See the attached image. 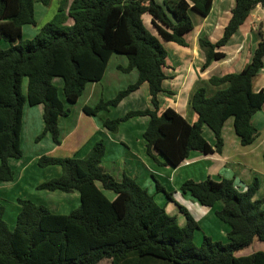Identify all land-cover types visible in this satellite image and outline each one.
I'll list each match as a JSON object with an SVG mask.
<instances>
[{
    "label": "trees",
    "instance_id": "16d2710c",
    "mask_svg": "<svg viewBox=\"0 0 264 264\" xmlns=\"http://www.w3.org/2000/svg\"><path fill=\"white\" fill-rule=\"evenodd\" d=\"M51 0H0V183L14 181L10 161L23 157L21 131L25 105H42L44 129L40 139L50 135L60 145L59 119L71 111L60 97L55 80L63 83L66 103L76 104L90 83L100 82L113 55L125 56L128 66L122 71H138V80L114 99L83 107L86 116L119 104L147 83L153 109L130 111L117 119L103 121L111 133L130 119L147 117L144 132L147 149L157 151L173 168H178L197 151L204 156L220 155L222 131L229 118L243 147L256 139L253 117L264 105V91H252V79L261 73L264 40L253 59L238 74L216 78L215 85L226 89L208 97L205 89L193 96L191 106L199 116L191 125L179 113L167 108L161 115L159 93L164 91L167 53L160 40L185 45L184 37L193 29L190 13L207 16L212 0H63L55 17L44 23L32 40L23 39L24 27H36L35 5L48 6ZM235 7L224 37L216 44L201 41L207 64L224 59L218 53L264 0H234ZM152 16L159 38L143 23ZM159 22L166 29L158 25ZM27 79L26 94L23 79ZM209 130L214 143L205 137ZM106 148L95 143L82 159L42 156L40 168L58 166L61 175L44 182L38 190L77 192L80 206L67 215L53 214L43 205L18 199L21 210L11 231L0 200V264H264V252L235 257V253L264 243V198L255 200L258 180L244 192L234 182L187 180L181 186L201 206L221 205L217 218L229 228L228 243L205 237L195 243L197 224L181 208L186 225L181 227L137 182L124 176L117 181L101 163ZM264 161V158H263ZM114 194L109 199L98 187ZM168 197L170 195L168 194Z\"/></svg>",
    "mask_w": 264,
    "mask_h": 264
},
{
    "label": "crops",
    "instance_id": "0c3cea01",
    "mask_svg": "<svg viewBox=\"0 0 264 264\" xmlns=\"http://www.w3.org/2000/svg\"><path fill=\"white\" fill-rule=\"evenodd\" d=\"M164 1L156 0L161 6H164ZM234 7V0H212V7L207 16L190 13L194 29L185 35L184 46L160 40L167 53L164 68L167 79L163 85L164 91L158 95L159 115L167 108H171L189 124H195L199 116L191 106L194 94L199 89H205L207 96L212 97L218 91L227 88V85L213 84L214 79L241 73L251 62L258 45L264 40V9L261 5L252 11L248 20L228 44L217 50L224 56V59L213 60L207 64L205 51L200 45L203 40L211 44L222 40L232 18ZM41 12L46 14L47 8L42 7ZM152 21V16L148 14L143 16L146 29L159 38ZM156 23L168 30L159 22L156 21ZM26 32H28L27 36L32 39L37 34L38 28L25 29L24 27L23 39H25ZM127 66V58L115 54L109 61L103 79L100 82L88 84L76 104L69 105L65 99L61 98L71 113L59 119L60 145H55L50 135L40 139L44 122L41 132L31 139L32 128L38 123V115L43 121V107L42 105L24 106L20 136L23 157L20 160L10 161L15 173L14 181L8 184L0 183V200L5 207L4 220L8 228L13 231L16 227L17 217L21 210L17 203L18 199L31 200L57 215H67L76 210L80 206L77 192L59 193L37 189L44 182L61 175L60 167L40 168L38 160L42 156L82 159L88 155L95 143L102 141L106 152L101 167L106 173L112 175L117 181H121L124 176L134 179L139 186L155 198L169 215L177 218L181 227L186 225V217L181 208L187 210L197 224L196 244L205 237L227 243L229 228L216 216L221 205H215L213 208L202 207L189 194L182 193L181 186L187 180L203 182L211 179L219 182L226 179L233 181L235 187L244 192L257 179L259 190L254 199H263L264 105L261 111L253 117L252 124L258 134L250 146H242L235 132L234 119L229 118L222 131L224 145L220 155L206 157L194 151L178 168H173L157 151L153 149L148 151L143 138L149 124L147 117L133 118L123 122L115 133L103 127V121L107 119L121 118L130 111L153 109L147 83L124 99L118 107L102 112L96 118L86 116L83 112V107H94L100 101L112 100L121 91L136 83L139 76L138 71L123 72L122 69ZM252 91L254 93L264 91V65L261 73L252 79ZM205 137L209 143H214L213 136L208 129L205 131ZM31 140L34 147L42 146L44 152L43 149L33 151L30 145ZM109 199H114V195ZM253 246L255 252H264V243L255 241ZM254 250L251 253H254ZM107 262L111 264V261L107 260Z\"/></svg>",
    "mask_w": 264,
    "mask_h": 264
},
{
    "label": "rangeland",
    "instance_id": "374dc122",
    "mask_svg": "<svg viewBox=\"0 0 264 264\" xmlns=\"http://www.w3.org/2000/svg\"><path fill=\"white\" fill-rule=\"evenodd\" d=\"M60 1L61 0H51L50 1V3H49V5L48 6H44V5H42L41 3H37L36 5H35V16H36V18H37V21H38V24H37V28H38V30L40 29V27L41 26H43L44 25V23H46V22H48V21H50V20H52L54 17H55V15L58 13V10H59V7H60ZM41 7V8H40ZM42 7H44V8H47V13L45 14V13H43V12H41V9H42ZM25 29H34V27H32V26H29V27H25ZM34 31V30H33ZM27 34H28V32H26V35H25V40H32L30 37H28L27 36ZM62 81L60 80V79H56L55 80V85L59 88V90H60V97L61 98H63L64 99V96H63V94H62V83H61ZM23 87H22V89H23V92L25 93L26 92V89H27V80H26V78H24L23 79ZM74 119H76V117L74 118ZM43 123V121H42V119H41V117H40V115H38V123H37V125L35 124L34 126H33V130L31 131V134H32V136H31V139H32V137L35 135V134H37L38 132H41V126L43 125L42 124ZM43 144V143H42ZM30 145H31V147L33 148V151H41L42 149H43V147L41 146V147H34V144H33V141L31 140L30 141ZM43 152H44V149H43ZM55 167H57V168H59L58 166H55ZM44 176H47V175H44ZM99 185V187H101L102 188V186L100 185V184H98ZM104 193H106V196L107 197H109V198H112V196L114 195L112 192H110V191H105V190H103V189H101ZM49 192V191H48ZM56 192H59V193H61L60 191H56ZM159 203H160V201H159ZM69 204H71V203H69ZM161 204V203H160ZM72 206V205H71ZM203 207V206H202ZM193 212V214H196V212L195 211H192ZM203 241V240H202ZM202 241L201 242H197V244L198 245H200L201 243H202ZM228 243V242H227ZM227 243H224L225 245L227 244ZM253 250H254V246L252 245L251 247H249V248H245V249H243V250H241V251H239V252H237V253H235V257H237V258H240V257H246V256H250V255H252L253 253H251V252H253ZM254 252H255V250H254ZM108 262H107V260H105L102 264H107Z\"/></svg>",
    "mask_w": 264,
    "mask_h": 264
}]
</instances>
